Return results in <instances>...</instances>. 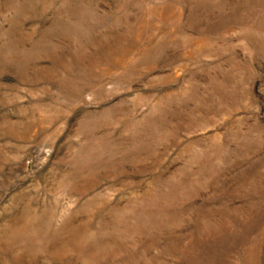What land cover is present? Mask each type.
I'll use <instances>...</instances> for the list:
<instances>
[{
    "label": "rangeland",
    "instance_id": "rangeland-1",
    "mask_svg": "<svg viewBox=\"0 0 264 264\" xmlns=\"http://www.w3.org/2000/svg\"><path fill=\"white\" fill-rule=\"evenodd\" d=\"M0 264H264V0H0Z\"/></svg>",
    "mask_w": 264,
    "mask_h": 264
}]
</instances>
